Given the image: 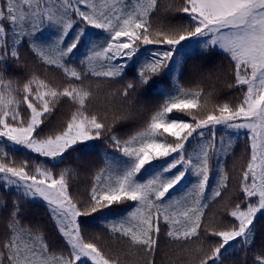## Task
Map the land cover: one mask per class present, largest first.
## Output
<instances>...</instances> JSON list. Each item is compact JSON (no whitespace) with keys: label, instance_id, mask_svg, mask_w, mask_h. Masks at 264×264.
<instances>
[{"label":"snow or ice","instance_id":"snow-or-ice-1","mask_svg":"<svg viewBox=\"0 0 264 264\" xmlns=\"http://www.w3.org/2000/svg\"><path fill=\"white\" fill-rule=\"evenodd\" d=\"M162 77L171 91L123 132ZM217 83L235 102H215ZM97 141L111 153L81 198ZM37 205L59 243L28 219ZM88 218L127 250L87 239ZM162 240L180 264H264V0H0V264H160Z\"/></svg>","mask_w":264,"mask_h":264},{"label":"trees","instance_id":"trees-1","mask_svg":"<svg viewBox=\"0 0 264 264\" xmlns=\"http://www.w3.org/2000/svg\"><path fill=\"white\" fill-rule=\"evenodd\" d=\"M171 0H162L163 4L169 3ZM152 47V46H149ZM195 59H199L198 54L193 55ZM220 57H216V61L219 63ZM193 61L189 60V64H191ZM9 78L19 76L20 72L18 69L15 67H12L9 69L8 73L6 74ZM41 75L44 76L47 79L52 80L55 83H66L64 80L62 74L58 71H49L46 75L41 72ZM160 83L157 85V88L153 90L152 92L147 93V95L142 97L143 100V107L146 109L140 118V121L134 125H126L122 131L126 132L128 134H131L133 131L139 129L142 127L143 122L147 119V117L150 115L151 110L155 107L158 106L160 103H162L164 99L163 92L171 91L172 87V81L171 78L169 77H162L159 78ZM182 83L185 84V86H194V85H189L186 81L182 80ZM206 88V91L208 90V85H204ZM217 88H220L221 90L217 93L215 96V102H223L225 100L227 101H232L235 102V95L229 94L227 89H223L222 86L217 83ZM163 90V92L161 91ZM238 95V94H236ZM103 96L99 97L95 102H94V107L99 106V104L102 102ZM119 103V102H117ZM72 110V106L70 104H64L61 113L62 115L66 118L70 111ZM219 133L218 135H220ZM95 144V150L92 151L89 155V159L93 161L94 168L92 171L89 172H83L81 171L80 174L72 181L73 184V191L74 194L84 198L87 196V192L90 189L93 175L95 170H98L99 167L103 166V157L106 152L109 154L111 153L110 149H107L104 145L103 142L97 141L93 142ZM245 149V143L243 140V137L241 140L237 143L234 149V155L230 156L226 161H225V167L229 171L230 174V188L235 192L236 189H238L239 186V176H240V171L241 169L246 165L248 155L244 152ZM75 155V154H74ZM14 157L17 160L27 158L24 154L23 151L15 153ZM44 159V158H40ZM72 158H69V161L66 162V164L61 165L60 167H66L71 163ZM74 166V165H73ZM211 183V181H210ZM235 198V197H233ZM127 207L126 205L119 206L116 208L114 212H112L108 219H115L118 218L119 215L122 214L121 209ZM219 208L220 205L217 204L215 206L210 207L209 209V216L211 217L212 215H216L217 218H219ZM28 219L30 220H39L41 223H43L48 230L50 236L57 241V243L60 242V237L56 234V230L53 227V224L50 220H48L47 215L41 205H37L35 208H32V210L28 214ZM106 221H101L99 219H93V218H88V222L83 225L84 233L87 239H95L97 236L101 237L100 241H97L98 243L101 244L102 247L105 248V250H113L116 251L117 249L120 250H127V245L124 242H115L113 241L105 232L104 229V223ZM178 252V249L176 248L175 245L168 244L166 240L161 241V246H160V253H159V260L160 264H180V261L176 259V254ZM226 264H232V260L229 259L226 261Z\"/></svg>","mask_w":264,"mask_h":264},{"label":"rangeland","instance_id":"rangeland-1","mask_svg":"<svg viewBox=\"0 0 264 264\" xmlns=\"http://www.w3.org/2000/svg\"><path fill=\"white\" fill-rule=\"evenodd\" d=\"M194 54L196 55V53H194ZM194 54H193V55H194ZM218 134H219V133H218ZM187 186H188V185H185V187H187ZM182 190H183V189H182Z\"/></svg>","mask_w":264,"mask_h":264}]
</instances>
